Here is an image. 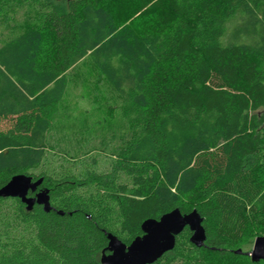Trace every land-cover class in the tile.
Returning <instances> with one entry per match:
<instances>
[{
	"label": "trees",
	"instance_id": "trees-1",
	"mask_svg": "<svg viewBox=\"0 0 264 264\" xmlns=\"http://www.w3.org/2000/svg\"><path fill=\"white\" fill-rule=\"evenodd\" d=\"M0 28V185L41 176L52 205L0 196V264H101L106 231L175 206L205 241L186 226L149 264L261 263L233 249L264 231V0H0ZM73 89L118 109L108 163Z\"/></svg>",
	"mask_w": 264,
	"mask_h": 264
},
{
	"label": "water",
	"instance_id": "water-1",
	"mask_svg": "<svg viewBox=\"0 0 264 264\" xmlns=\"http://www.w3.org/2000/svg\"><path fill=\"white\" fill-rule=\"evenodd\" d=\"M42 177L32 180L30 174L13 173L9 180L0 185V196H16L26 205V209L33 207L34 203L42 204V209H51L48 190L44 187L36 189ZM28 190L34 192L29 195ZM59 214L62 211L56 210ZM202 217L195 207L182 213L178 207L162 212L160 217L148 216L140 222L141 233L134 236L130 243L118 239L115 234L106 231L107 245L100 252L101 264H149L162 256L165 250H171L174 246L175 235L189 227L188 239L197 247L205 241L204 226L201 225ZM106 251V252H105ZM238 253H246L253 261L261 260L264 264V233L257 235L253 240L250 250L241 251L238 247L233 249Z\"/></svg>",
	"mask_w": 264,
	"mask_h": 264
},
{
	"label": "rangeland",
	"instance_id": "rangeland-1",
	"mask_svg": "<svg viewBox=\"0 0 264 264\" xmlns=\"http://www.w3.org/2000/svg\"><path fill=\"white\" fill-rule=\"evenodd\" d=\"M0 30H1V28H0ZM81 70H82V72H86V71L88 72L87 76L89 77L90 80H91V78H93L94 70L90 64L86 63V66H84L83 69H81ZM89 79H88V81H89ZM98 85H99V87L102 85V88H103V83L101 81L98 82ZM75 91H76V89L75 90L73 89V90H70L68 92V94H70L69 96L72 97L73 99L70 102L67 101V103L72 108L71 112L73 113V115L77 111H80V110L83 112H87L88 120L90 121V123H89V129L90 130L88 132L89 138L86 140V142L92 141V143L95 147L94 150L90 151V153L86 154V155H88L87 157H89L90 155L92 156V154H94L93 156L96 157L95 159H98L97 162L99 165L101 164V162H104V161L108 163V159L111 158L110 155L104 153L106 151L105 149L101 150V148H103V146H104V144H103L104 138L105 137L108 138L111 135L108 132V130L106 129V124H108L106 121L108 119H105L107 117L104 116L106 113V111H105L106 108H105L102 100L96 99L92 95H87L85 97L78 98L79 95ZM117 111H118V109H115L114 111L111 112L112 119L108 120L109 123L116 121ZM13 119H14V117H11V116H6V118L0 117V130L5 131L8 127L12 126ZM72 119H74V118H72ZM72 119H70V123L71 122L73 123ZM62 127L64 130H66V132H71L70 128L67 125H63ZM98 138H100V141L98 140ZM92 139H94V140H92ZM50 152H52V151H50ZM107 163H105V164H107ZM109 169H110V165H107L106 170H109ZM112 176H113L112 174L108 173L106 178L109 179ZM122 177L120 179H124V175ZM263 233H264V231L258 232V231L253 230V236L252 237L249 236V238L244 239L242 242L237 244L235 247L236 248L238 247L241 251L250 250L252 247L253 240H255L257 235H260ZM211 258L213 259L212 261L214 264L215 263L216 264H233V262H231V261L230 262L226 261L225 263L222 262V259H225V258H221V261H219L218 259L216 260L212 256H211ZM225 260H227V259H225Z\"/></svg>",
	"mask_w": 264,
	"mask_h": 264
},
{
	"label": "flooded vegetation",
	"instance_id": "flooded-vegetation-1",
	"mask_svg": "<svg viewBox=\"0 0 264 264\" xmlns=\"http://www.w3.org/2000/svg\"><path fill=\"white\" fill-rule=\"evenodd\" d=\"M37 186H38V185H37ZM32 195H33V194H32ZM32 195H31V196H32Z\"/></svg>",
	"mask_w": 264,
	"mask_h": 264
}]
</instances>
